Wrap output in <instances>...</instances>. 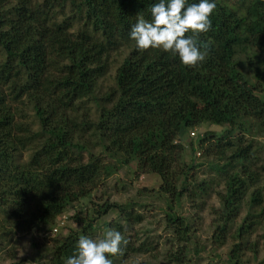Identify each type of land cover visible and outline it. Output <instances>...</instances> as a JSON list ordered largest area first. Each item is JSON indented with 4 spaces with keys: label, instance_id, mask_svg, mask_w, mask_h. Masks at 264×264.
<instances>
[{
    "label": "trees",
    "instance_id": "trees-1",
    "mask_svg": "<svg viewBox=\"0 0 264 264\" xmlns=\"http://www.w3.org/2000/svg\"><path fill=\"white\" fill-rule=\"evenodd\" d=\"M157 2L0 0V253L8 250L11 264H64L80 236L100 239L109 229L127 241L113 264H148L131 260L159 251L151 235L134 233L148 206L136 199L97 202L95 216L74 217L80 229L35 247V260L16 261L7 248L20 234L52 228L131 163L161 179L156 193L171 231L164 250L170 264H193L196 229L181 208L189 201L200 213L212 194L219 201L211 206L212 241H231L230 264L264 250V231L251 242L264 229L257 139L264 138V0H216L212 27L198 40L206 59L195 67L160 50L137 51L129 39ZM209 122L225 130L190 141L192 155L204 160L188 161L184 138ZM110 212L117 219L101 222Z\"/></svg>",
    "mask_w": 264,
    "mask_h": 264
},
{
    "label": "rangeland",
    "instance_id": "rangeland-1",
    "mask_svg": "<svg viewBox=\"0 0 264 264\" xmlns=\"http://www.w3.org/2000/svg\"><path fill=\"white\" fill-rule=\"evenodd\" d=\"M245 69L250 72L251 81H256L254 75V69H247L243 62L239 61ZM114 73L112 72L106 79V84H111ZM225 130V125L215 124L212 122L206 123L203 126H198L189 131V133L184 138L183 142L186 144L187 155L186 158L188 161L194 159L197 162L204 160L203 156H200L198 153L196 156H193L191 149L188 145L190 141L197 142L199 136H202L206 131H214L221 133ZM194 133V134H193ZM261 145L264 147V138H257ZM202 177H207L209 174V169L207 166L201 168ZM138 166L136 163H131L129 167L122 168L117 174L108 178L105 183L98 188L93 196L88 199H84L81 202L74 204L72 207L68 208L60 217L56 224L52 228H48L46 231H39L33 229L31 233L20 234L17 236V239H12V243L7 246V248L15 249L16 261H20L21 258H25L29 261L35 260L36 255L40 251H36V248L44 250L51 243V238L67 236L71 230H78L81 228L80 224H77L74 220L75 216H86L93 217L95 216L96 203L103 204L105 200L109 199L111 202H126L128 200L136 199L141 200V202L147 203L143 211L145 220L143 223L134 225V233L139 232L140 237L151 235V240L153 241V247L159 251H154V256L152 255H141L138 258L133 257L131 260H137L139 262H147L148 264H170L169 260L165 256L166 248V237L170 236L171 231L166 227L162 213L163 201L160 200L157 196L156 191L161 185V179L151 173H139ZM138 175V177H137ZM139 190H147L148 193L140 196ZM218 206L219 201L215 194H212L207 198V202L203 208V211L199 213L196 210L194 205L191 202L186 201L181 208L182 214L189 218L196 229V235L194 240L190 243L189 253L190 258H193V264H230L228 261V254L230 253L232 244L231 241L225 244H215L212 241L213 234V218L214 215L211 211V206ZM245 213V208L243 209ZM117 219L116 213L110 212L101 220L110 221ZM103 224V223H102ZM264 229L261 227L258 229L257 233L252 236L251 242L260 239V235L263 233ZM98 234L101 233L99 230ZM1 237V234H0ZM144 239V238H143ZM199 242V246H198ZM36 244V245H35ZM36 247V248H35ZM197 248H201L199 253L196 252ZM8 251V250H7ZM3 251L0 253V264H11L12 260L11 255ZM244 264H259V262L264 258V250H259L258 253L252 251H245L242 254ZM129 259L128 261L131 262ZM35 264H48L45 261Z\"/></svg>",
    "mask_w": 264,
    "mask_h": 264
},
{
    "label": "clouds",
    "instance_id": "clouds-1",
    "mask_svg": "<svg viewBox=\"0 0 264 264\" xmlns=\"http://www.w3.org/2000/svg\"><path fill=\"white\" fill-rule=\"evenodd\" d=\"M216 7V0H198L190 5L188 0H159L151 6L150 19L139 17L131 26L129 39L137 51L160 50L177 57L185 67H195L206 59L198 40L211 29L210 17ZM126 243L115 229L107 230L100 239L82 235L75 253L64 264H113L110 257L120 254Z\"/></svg>",
    "mask_w": 264,
    "mask_h": 264
},
{
    "label": "built area",
    "instance_id": "built-area-1",
    "mask_svg": "<svg viewBox=\"0 0 264 264\" xmlns=\"http://www.w3.org/2000/svg\"><path fill=\"white\" fill-rule=\"evenodd\" d=\"M194 134V133H193Z\"/></svg>",
    "mask_w": 264,
    "mask_h": 264
}]
</instances>
